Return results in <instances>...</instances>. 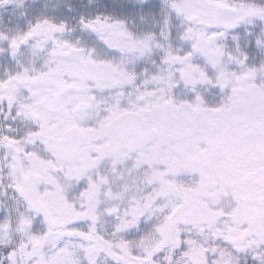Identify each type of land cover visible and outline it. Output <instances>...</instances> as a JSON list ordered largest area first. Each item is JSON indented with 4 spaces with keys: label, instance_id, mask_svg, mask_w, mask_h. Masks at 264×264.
Returning <instances> with one entry per match:
<instances>
[{
    "label": "snow or ice",
    "instance_id": "6c2138e0",
    "mask_svg": "<svg viewBox=\"0 0 264 264\" xmlns=\"http://www.w3.org/2000/svg\"><path fill=\"white\" fill-rule=\"evenodd\" d=\"M0 264H264V0H0Z\"/></svg>",
    "mask_w": 264,
    "mask_h": 264
}]
</instances>
